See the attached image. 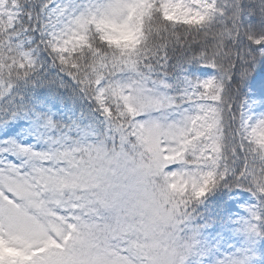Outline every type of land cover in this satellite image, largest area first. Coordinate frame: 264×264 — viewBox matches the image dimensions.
I'll return each mask as SVG.
<instances>
[{"label": "snow or ice", "instance_id": "snow-or-ice-1", "mask_svg": "<svg viewBox=\"0 0 264 264\" xmlns=\"http://www.w3.org/2000/svg\"><path fill=\"white\" fill-rule=\"evenodd\" d=\"M0 264H264V0H0Z\"/></svg>", "mask_w": 264, "mask_h": 264}]
</instances>
